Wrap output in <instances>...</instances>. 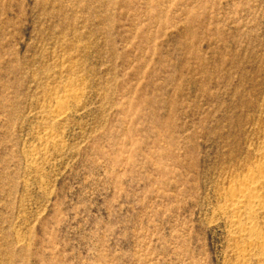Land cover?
<instances>
[{"label":"rangeland","instance_id":"1","mask_svg":"<svg viewBox=\"0 0 264 264\" xmlns=\"http://www.w3.org/2000/svg\"><path fill=\"white\" fill-rule=\"evenodd\" d=\"M263 155L264 0H0V264H264Z\"/></svg>","mask_w":264,"mask_h":264},{"label":"bare ground","instance_id":"2","mask_svg":"<svg viewBox=\"0 0 264 264\" xmlns=\"http://www.w3.org/2000/svg\"><path fill=\"white\" fill-rule=\"evenodd\" d=\"M58 114L60 115V113ZM263 169L262 165H258L257 168H251L249 170V176L238 181L236 184H232L227 191V195L229 206L234 216L233 225L236 226L234 227L236 228V232L239 233L241 239L247 242V247L260 248L261 250L259 252L264 259V234L259 235L260 232L259 230V233L257 232V227L254 223L256 214L260 211L262 212V210L264 211ZM229 215L232 217L231 214ZM242 223L244 225H241ZM246 250L240 249L239 252L237 251L243 259L248 255L245 252Z\"/></svg>","mask_w":264,"mask_h":264}]
</instances>
